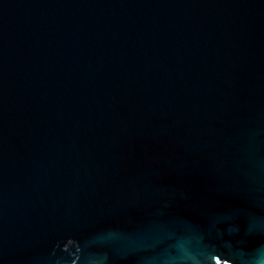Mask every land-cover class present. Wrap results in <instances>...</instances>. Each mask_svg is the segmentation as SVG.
Listing matches in <instances>:
<instances>
[{"label": "water", "instance_id": "95a60500", "mask_svg": "<svg viewBox=\"0 0 264 264\" xmlns=\"http://www.w3.org/2000/svg\"><path fill=\"white\" fill-rule=\"evenodd\" d=\"M0 264H264V0H0Z\"/></svg>", "mask_w": 264, "mask_h": 264}]
</instances>
